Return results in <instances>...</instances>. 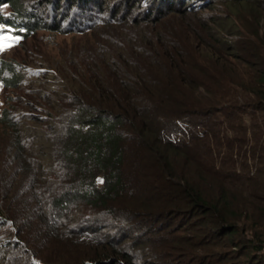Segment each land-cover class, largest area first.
<instances>
[{"label":"trees","instance_id":"trees-1","mask_svg":"<svg viewBox=\"0 0 264 264\" xmlns=\"http://www.w3.org/2000/svg\"><path fill=\"white\" fill-rule=\"evenodd\" d=\"M139 1L142 24L176 21L170 42L140 26L138 46L120 57L79 52L74 80L61 72L48 88L42 79L52 71L36 77L40 88L26 101L42 119L20 114L18 101L0 113V223H19L11 221L16 239L7 244L21 249L13 261L47 264L23 241H48L58 232L54 219L83 206L128 227H80L79 258L66 264H264V0L128 3ZM42 2L53 12L47 26L25 0H0V29L21 41L59 31L68 20L61 6L77 11L76 23L98 0ZM217 5L224 15L212 12ZM153 52L158 60L140 76L139 59ZM126 63L134 74L121 76ZM22 70L0 58L2 86L18 87ZM104 74L116 84H105ZM56 116L62 128L50 123ZM54 162L65 175L60 191L35 183ZM36 209L43 218L24 228ZM53 239L71 245L63 234ZM141 253L153 259L143 262Z\"/></svg>","mask_w":264,"mask_h":264},{"label":"rangeland","instance_id":"rangeland-1","mask_svg":"<svg viewBox=\"0 0 264 264\" xmlns=\"http://www.w3.org/2000/svg\"><path fill=\"white\" fill-rule=\"evenodd\" d=\"M42 1L43 0H25V4L28 5L30 7L29 10H32V12L40 18L39 20L46 25L50 22L53 12H51V9H48L47 3ZM111 4H115V7L112 8V6H110ZM68 6L64 5L59 8V15L65 13L63 17H66V19L68 17V20L62 23V28L59 31L51 28L38 30L28 39L21 41L13 36V30L11 28L1 27L0 37L8 36L10 39L3 42L8 46L0 50V58L3 59L4 62L22 67L21 76L23 77L19 86L15 89L5 88L0 82V113L3 109L10 108L12 105H15V101H18L17 103H21L20 114L28 115L30 118L33 117V119H36L38 116H44L43 114H39L40 109L36 105L29 108L28 105H30L31 102L26 101L31 95L32 89L36 87L40 88V84L35 81L36 77L44 73L47 74L48 71H52V75L50 74L42 79L44 83H47L46 87L48 88L55 87V83L59 81V79H62L61 74H59L61 72H64V76L68 78L72 77V80H74L75 76L73 77L71 74V69H73L75 65L77 54L81 51L85 55V51L91 52L97 49L101 52L102 56L105 55L112 59H114V57H120L123 53L127 52L130 46H138V34H142L143 31L137 30V32H134L133 29L140 26L154 32L159 38L158 41L164 40V42L168 43L173 38L171 26L176 23L174 20L164 19L159 23H145L146 25L141 23L140 20L142 19L139 13L142 12V6L140 1L133 4L132 2L128 3V0H98L97 7H95L96 9L94 8L95 10H92L87 15L89 18L86 19L87 17L85 18L82 12L84 17H81L76 23L77 11L68 13ZM123 10H125L124 16L121 15ZM1 11L7 16L10 13L7 7H2ZM212 12L224 15L226 11L223 7L217 5L213 7ZM129 22H131V24H129ZM73 25L80 29L75 28ZM173 28L178 27L173 26ZM136 35L138 36V40L135 41L134 38ZM163 37L165 38L163 39ZM151 41L155 42L156 40ZM154 56H156L157 61L158 56L155 52L151 55L144 54L141 59H139V65L136 66L134 71H137L140 76H145L149 70L148 66L150 63H155L153 60ZM120 67L122 69L121 76L134 74V71L131 73L127 70V63ZM17 69L19 70V68ZM52 76H55L56 79L54 78L53 81H48L50 82L48 83L46 80ZM102 77L105 84H116V79L114 77L108 74H104ZM34 97L35 96H33V98ZM18 114L19 112L12 111L11 115L16 116ZM64 114H67V112ZM38 119L40 120L42 117H38ZM50 123L58 128H62L64 125V121L60 122L58 116L50 119ZM27 125L37 127L39 124L33 122L27 123ZM40 143L41 141H39V146ZM27 148L28 147H26V149ZM39 149L34 150L32 153H38ZM39 175L35 178V183L37 182V185L39 183L41 185H49V189H56L58 191L64 187L63 181L65 175L56 162H54L51 167L41 169ZM42 188L44 189V187ZM43 193L44 196L50 199L47 191ZM44 196L42 195L41 199ZM29 200L30 199H26L24 201ZM38 201L39 200H35V202ZM30 213L31 223L23 224V226L24 228L32 230L43 217L39 214L38 209ZM6 220L8 221L6 227L1 226L0 223V264H7L8 262L16 264L14 261L17 262L15 258L19 257L21 249H15L12 246L9 247L7 244L16 239L13 234L14 227L11 221L14 223L15 227H18L19 223L15 222L16 219L10 220V218H7ZM54 220L56 221L58 232H54L48 241L40 238L34 246H31L26 240L23 241L26 243L28 249L36 252V257L45 261L42 263L66 264L67 262L73 263L76 261L79 258L77 254L79 252H74L78 247L77 239L75 240L73 236L80 227H87L92 225V222L96 221L102 222L108 225V227L115 222L120 223L125 228L128 227V224L125 222L118 221L115 218H104L94 209L83 206L71 208L70 213H65V218L62 220ZM61 234H63L64 239L71 245L67 247L58 245L53 238H58ZM137 257L143 262L153 259L149 255H144L142 253ZM34 261L35 258L32 259V264H36Z\"/></svg>","mask_w":264,"mask_h":264},{"label":"snow or ice","instance_id":"snow-or-ice-1","mask_svg":"<svg viewBox=\"0 0 264 264\" xmlns=\"http://www.w3.org/2000/svg\"><path fill=\"white\" fill-rule=\"evenodd\" d=\"M9 39H10V37H8V36L0 37V50H3L4 47L8 46L3 42L8 41Z\"/></svg>","mask_w":264,"mask_h":264}]
</instances>
